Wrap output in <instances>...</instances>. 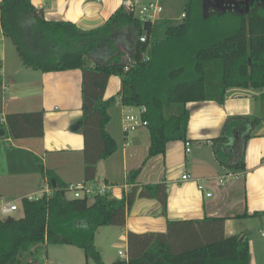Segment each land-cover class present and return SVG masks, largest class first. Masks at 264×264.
<instances>
[{"label":"trees","instance_id":"trees-1","mask_svg":"<svg viewBox=\"0 0 264 264\" xmlns=\"http://www.w3.org/2000/svg\"><path fill=\"white\" fill-rule=\"evenodd\" d=\"M235 2L218 6L187 0L177 21L166 16L141 19L120 5L103 25L84 30L70 21L45 19L32 0H0V25L23 65L42 71L81 70L83 181H92L97 163L117 149L106 128L108 110L116 104L145 107L141 116L147 121L150 158L163 154L169 141L186 142L188 102L221 104L231 87L264 95V0ZM153 32L162 36L152 38ZM110 76L120 78V90L104 99ZM3 97L0 76V127L5 130L0 138L41 137L43 112L1 116ZM259 120L231 116L224 121L212 145L220 163L230 170L244 169L245 142ZM34 159L51 190L36 199L21 198L20 216H0V264H38V259L44 262L48 245L62 244L77 246L86 259L104 264L94 244L98 226L123 227L136 197L157 199L166 214V183L140 184L139 168L127 174L129 189L121 198L112 197L111 190L73 198L66 195L67 183ZM223 222L221 217H204L168 221L166 232L128 231L127 258L112 264H249L247 238L225 236Z\"/></svg>","mask_w":264,"mask_h":264},{"label":"crops","instance_id":"crops-1","mask_svg":"<svg viewBox=\"0 0 264 264\" xmlns=\"http://www.w3.org/2000/svg\"><path fill=\"white\" fill-rule=\"evenodd\" d=\"M161 1L154 2L161 6L156 19L164 17L166 12ZM130 2L139 4V0H32L45 19L70 21L84 30L103 25L120 5L126 7ZM147 2L152 1L142 0L141 4ZM6 39L10 40L3 34L0 25V76L4 91L1 116L11 112L41 110L43 135L19 139L0 138L2 204L15 202L9 198L20 202L21 198L44 190L49 185L34 156L42 161L45 169L53 170L67 184L84 179L83 135L80 127L72 130V126L81 120L83 114L81 70L42 71L25 66L12 40L18 58L8 54ZM120 86V78L110 76L104 99L117 95ZM262 94V91L253 88L231 87L226 90L225 100L221 104L214 100L188 102L186 106L190 117L186 141L190 143V152L185 151V141L172 140L167 142L163 154L150 158H147L150 144L147 127L139 125L134 130L124 129V115L133 106L116 104L109 108L110 121L106 128L116 140L117 149L97 163L94 179L110 183V194L115 198H121L123 191L129 189L126 176L130 170L137 168L140 169L137 176L140 184L164 181L167 186L166 214L162 213L157 199L136 197L126 216L125 225L115 232V235L117 232L119 234L110 240V246H123L124 251L118 250V253L121 251L127 258L128 231L166 232L168 221L221 217L224 218L225 236L244 234V238H247L249 264H264L263 237L258 251L255 238L251 237L253 232L261 231L264 227ZM231 116L260 118L245 142L244 169L237 171L220 163L212 147L214 138L221 133L224 121ZM185 173L189 177L181 179ZM199 185L202 189L198 188ZM256 212L260 214L255 215ZM95 247L103 260L101 249ZM74 249L67 250L71 253L67 256L70 260L68 264H87L85 255L80 256ZM118 255L115 254L113 262L122 259ZM47 264L63 262L56 259L49 262L48 259Z\"/></svg>","mask_w":264,"mask_h":264},{"label":"rangeland","instance_id":"rangeland-1","mask_svg":"<svg viewBox=\"0 0 264 264\" xmlns=\"http://www.w3.org/2000/svg\"><path fill=\"white\" fill-rule=\"evenodd\" d=\"M145 1H148V0H144ZM152 2H156V0H151ZM187 0H162L161 3L165 5V8H166V12L164 14V16L166 17H169V18H173V19H178L180 20L181 17H180V12L181 10L183 9L184 5H185V2ZM142 0H139V4L136 3V6H135V13L136 15H138V10H139V6L142 5ZM157 36V32H153L151 34V37L154 38ZM160 36H162V34H160ZM7 40V39H6ZM11 40V39H10ZM10 40H7V43H8V54H12L14 55V57L16 56V58H18V55H17V52L15 50V47L13 45V43L10 41ZM132 113L134 114H137L139 113V109L137 106H133V108L131 109ZM37 190V189H36ZM42 191L39 190L37 193H34V194H37L39 195ZM66 195L67 197H72V193L67 191L66 192ZM13 197V196H11ZM11 199L12 201H15L18 205H19V200H16L14 198H9ZM14 202V203H15ZM2 203H0L1 205ZM10 215H13V216H20L21 215V210L20 208L18 210H15L13 211ZM1 216V215H0ZM119 227L118 225H102V226H98L95 231H94V242H95V245L97 246V248L103 253V262L104 264H112L113 262V257H115V254H119L118 253V250H122L124 251V247L123 246H110V243H111V239H113L114 237H117V235L119 234V232L116 233L115 235V232L119 230ZM261 230H264V227L261 229ZM251 237H254L255 238V248H256V251H258L260 249V245L262 244V237L260 235V231H255L253 232V234L251 235ZM263 240H264V237H263ZM69 248H75L74 252H78V254L80 256H83V249L81 248H77L76 247H71V246H68V245H48L46 247V260L41 261L40 259H38V264H47V260L49 259V262H51L52 259H56V261H61L63 262V264H68L69 263V259L67 258L68 255H71L70 252H68L67 250ZM260 255V254H258ZM119 257H122V258H125V254H119L118 255ZM73 259H75V257H73ZM82 259H80L81 261ZM34 264H37V263H34ZM87 264H94L93 260L91 259H88V262Z\"/></svg>","mask_w":264,"mask_h":264},{"label":"built area","instance_id":"built-area-1","mask_svg":"<svg viewBox=\"0 0 264 264\" xmlns=\"http://www.w3.org/2000/svg\"><path fill=\"white\" fill-rule=\"evenodd\" d=\"M135 6H136V3H133V2L126 4V8L129 10L135 11ZM159 11H161V6L157 5V3H154V2H147L139 6L138 15L140 16L141 19L153 21L156 19L157 12ZM181 16L183 17L184 13H182ZM144 39H145L144 37H141V40H144ZM138 109H139L138 115H135L134 113H132L131 109H127V112L124 115V121L126 122L124 126L125 130H134L139 125L140 126L147 125V121L144 120L141 116V113L145 111V107L138 106ZM185 151L190 152V143L188 141L185 142ZM188 177L189 175L185 173L181 176V179H187ZM111 187L112 186L110 183H107L104 181H97L95 179L92 181L81 180L77 182L68 183L66 187V192L67 191L71 192L73 198H80V197H85V196L92 197L93 195L102 194L107 191H110ZM198 188L202 189V186L199 185ZM50 190L51 188L48 185L44 190H41L42 192L39 195L33 194L27 197L29 199H36V198H39L42 194L49 193ZM18 209H19V205L17 203L6 202L0 206V215L1 216L10 215L13 211L18 210ZM260 235L264 237V230L260 231ZM119 254H123V253L119 251Z\"/></svg>","mask_w":264,"mask_h":264},{"label":"water","instance_id":"water-1","mask_svg":"<svg viewBox=\"0 0 264 264\" xmlns=\"http://www.w3.org/2000/svg\"><path fill=\"white\" fill-rule=\"evenodd\" d=\"M207 2L208 1H213L215 3V5H218V6H223L225 5L226 3L227 4H236L235 0H206ZM246 2V1H245ZM82 122L81 120H78L77 122H75V124L72 126V130H75V129H78L80 126H81ZM5 134V130L3 128L0 127V136H3ZM52 186L55 187V182L54 180H52ZM244 238V234L240 236V240H242Z\"/></svg>","mask_w":264,"mask_h":264},{"label":"flooded vegetation","instance_id":"flooded-vegetation-1","mask_svg":"<svg viewBox=\"0 0 264 264\" xmlns=\"http://www.w3.org/2000/svg\"><path fill=\"white\" fill-rule=\"evenodd\" d=\"M208 2H210V1H208Z\"/></svg>","mask_w":264,"mask_h":264}]
</instances>
